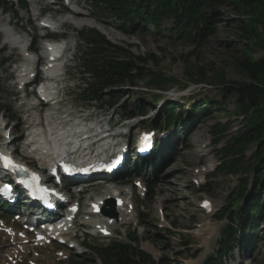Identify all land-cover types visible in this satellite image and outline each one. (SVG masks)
Wrapping results in <instances>:
<instances>
[{
    "label": "rangeland",
    "instance_id": "rangeland-1",
    "mask_svg": "<svg viewBox=\"0 0 264 264\" xmlns=\"http://www.w3.org/2000/svg\"><path fill=\"white\" fill-rule=\"evenodd\" d=\"M93 10L91 8L90 12ZM219 12L222 15L218 16V21L215 24L216 33L201 44L178 41L168 35V37L156 36L152 32L128 34L121 32L123 25L101 24L100 29L106 39L116 45L132 46L134 47L132 49L134 56L150 59L148 65L143 66L148 72L152 71L157 75L162 73L177 79L176 83L166 84L160 91L153 92L152 90L157 87L149 84V81H143L137 88L127 86L120 90L108 89L101 102L88 104L83 101L82 96H73L81 84L80 65L70 69L71 80L67 83L69 88L65 91L68 108H82L84 112L81 114H92L91 118L97 121L112 117L116 123L118 120L115 117L118 112L121 113L120 109L100 110L96 105L105 106L107 100L121 97L119 104L131 107L135 119L142 114L141 107L146 110L144 115L147 120L140 125L141 129L148 130L156 127L160 136L162 133H169L172 142H176L175 145L173 143L168 146V149L166 148L167 160L160 166L155 167V164L139 166L150 183L151 198L139 208L143 211V227L139 228L138 233L142 238V249L156 261L165 256L170 258L171 264H204L205 259L218 248L222 239V230L229 225L227 219L220 221L216 216L229 202H232L231 199L238 193V190L240 191L241 179H248L249 176L247 197L242 199L239 205L241 204L244 208L250 207L248 201L251 200L252 193L259 194L261 198H264V169L257 165L260 164V161L256 163L257 159L255 158L256 152L259 150L257 144L249 146L239 174L213 176L212 173L223 160L226 161L221 154V149L246 125L244 116L235 110L233 98L226 99L216 84L223 81L230 84L249 81L237 67V60L243 55V47L246 46L243 38L237 35L238 18L244 17H239L233 8L229 7L221 8ZM84 17V22L89 20L99 22L97 19ZM164 25L168 26L167 23ZM263 25L258 23L257 26L263 30ZM86 27L92 26H88L87 23ZM150 30L152 31V29ZM0 38L2 45H5V38L2 35ZM248 44L256 59L264 54L260 48L252 43ZM9 53L10 50L4 53L1 58L8 62L10 60ZM77 57L79 61L80 53L77 54ZM15 59L14 55L0 71V89L4 93L3 97L6 99L5 104L7 105V110L0 115V119L2 118L4 123H9V118H12L14 113L19 110V103L15 105L11 97L16 92L13 81ZM205 100H212L215 106L206 107ZM171 106L176 115L181 114V117L169 127L164 122L160 125V121L168 117L166 111ZM199 108H204L205 111L200 114L197 111ZM122 124L124 125V123ZM15 125L16 121L12 123V127ZM123 125L116 126L115 131L122 129ZM131 125L133 126L130 128L132 135L137 129V126H134L136 120ZM217 125L225 127L227 133L221 142L215 145V137L212 132ZM11 139H13V135L9 137V140ZM19 156L23 157V154ZM249 163H256L263 174L257 175L255 171H250ZM202 167L207 168L209 175L206 185L197 188L192 178L198 177L195 169L201 170ZM256 177L259 179L258 181L255 180ZM111 184H107L105 187L109 188L115 185ZM255 187L258 191L254 190ZM97 190L98 188L90 191L89 194L84 195V198L92 196ZM204 200L213 204L214 208H210L213 210L212 212L208 213V209L206 210L202 205ZM236 205L233 210L238 207ZM160 210L166 216L165 221L160 217ZM261 220H264V207ZM247 221L248 216L247 219L245 217L242 224H247ZM175 223L177 227H175ZM167 229L176 234L169 233ZM252 234H256V238H250L252 240L246 238L247 234H240V237L246 239L249 246L244 245V247L235 249L233 260H229L227 264H264V221L258 223L256 233ZM185 242L188 245H185ZM93 243L104 244L105 242L96 240ZM76 260L82 259L74 257L70 263L76 264L74 263ZM90 260L86 263L102 264L98 260Z\"/></svg>",
    "mask_w": 264,
    "mask_h": 264
},
{
    "label": "trees",
    "instance_id": "trees-1",
    "mask_svg": "<svg viewBox=\"0 0 264 264\" xmlns=\"http://www.w3.org/2000/svg\"><path fill=\"white\" fill-rule=\"evenodd\" d=\"M97 2L106 13L117 21H122L126 27L132 26L139 31L152 27L159 35L165 33V36H176L181 41L198 44L206 42L208 37L216 33L215 24L218 16L222 15L219 12L221 8H233L239 17H244L238 18L237 35L243 38L246 46L243 47V55L237 60V67L249 81L234 84L223 81L215 84L226 99L233 98L235 110L244 116L246 125L221 149V154L226 161H222L214 175L239 174L245 153L253 144L259 147L255 155L256 163L260 161L257 165L264 169V54L256 59L248 44L252 43L264 51V25L263 30L257 26L258 23L264 24V0H97ZM92 33L93 52L90 58L97 86L94 90L95 99H99L102 92L108 89L136 87L143 81H149V84L157 87L152 90L153 92L162 90L166 84L177 82L173 76L162 73L157 75L144 69L143 66L148 65L150 59L134 56L132 53L134 47L116 45L106 39L103 34L96 31ZM119 100L121 97H114L112 106L118 105ZM204 104H207L206 107L215 106L212 100H205ZM122 108L123 113L127 115L134 114L132 108L125 104ZM140 109L141 115L144 116L146 110L143 107ZM173 109L172 106L167 109L168 117L163 118L160 125L164 122L169 127L181 117V114L177 116ZM200 109H197L200 114L205 111L204 108L201 111ZM226 133L227 129L221 125L213 128L215 145L221 142ZM256 163H249L248 169L255 171L257 175L263 174ZM255 180L259 179L256 177ZM248 181L249 176L248 179H241L240 191L238 190L231 199L232 202H229L216 216L219 220L227 219L229 225L222 230L218 249L209 258L207 264H224L230 252L237 246H244L246 239H242L240 233L247 234L248 240L251 237L255 238L256 234L252 233H256L258 223L264 221L261 220L264 198H261L259 194H251V200L248 201L250 207L244 208L241 204L239 205L240 201L247 197ZM254 190L258 191L256 187ZM234 205L238 206L235 210H233ZM247 216L248 221L244 225L242 221L245 217L247 219ZM101 258L103 264H171L168 257L164 256L156 262L144 251L128 245L108 249L101 254Z\"/></svg>",
    "mask_w": 264,
    "mask_h": 264
},
{
    "label": "bare ground",
    "instance_id": "bare-ground-1",
    "mask_svg": "<svg viewBox=\"0 0 264 264\" xmlns=\"http://www.w3.org/2000/svg\"><path fill=\"white\" fill-rule=\"evenodd\" d=\"M6 35L9 41H16V38H14L10 31H6ZM50 90L51 88L48 87ZM52 89H55L54 86H52ZM68 100V99H67ZM66 113V112H65ZM60 119H64L63 116H55L50 118L48 120V124L45 127L46 129V135L44 138H36L35 150L40 151L41 153H44V158L46 160L53 159V158H63L66 155H71L73 153L76 154L77 160L81 161L88 155L93 154L95 151H99L100 148L104 146L100 145L105 141L104 137L98 138L100 133H104L106 131H102L103 128L106 127L107 123L105 120H101L97 123L95 126V130L93 131L94 135L92 136V141L96 140V143L89 147V145H82L83 139L81 138L84 135V129L86 127L82 126L79 122L72 123V125L63 126V121ZM60 120V121H59ZM125 126V125H124ZM128 126H125L124 129H126ZM101 130V131H100ZM32 136H29V139H32ZM114 138H119V136H114ZM76 140L78 142V146H82L83 149L79 152H75V145H72V142ZM98 143L97 147L96 144ZM46 161H42V164H46ZM164 190V189H163ZM163 192V191H162Z\"/></svg>",
    "mask_w": 264,
    "mask_h": 264
},
{
    "label": "snow or ice",
    "instance_id": "snow-or-ice-1",
    "mask_svg": "<svg viewBox=\"0 0 264 264\" xmlns=\"http://www.w3.org/2000/svg\"><path fill=\"white\" fill-rule=\"evenodd\" d=\"M3 159H4L5 166H7V167H13L14 166L13 162L11 161L10 158L4 157ZM206 206H207V203H206Z\"/></svg>",
    "mask_w": 264,
    "mask_h": 264
},
{
    "label": "water",
    "instance_id": "water-1",
    "mask_svg": "<svg viewBox=\"0 0 264 264\" xmlns=\"http://www.w3.org/2000/svg\"><path fill=\"white\" fill-rule=\"evenodd\" d=\"M142 30H145V28H143ZM137 87H139V85H138V86H136V87H134V88H137Z\"/></svg>",
    "mask_w": 264,
    "mask_h": 264
}]
</instances>
